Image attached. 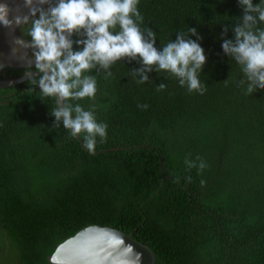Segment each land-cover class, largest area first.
I'll list each match as a JSON object with an SVG mask.
<instances>
[{
    "label": "trees",
    "instance_id": "obj_1",
    "mask_svg": "<svg viewBox=\"0 0 264 264\" xmlns=\"http://www.w3.org/2000/svg\"><path fill=\"white\" fill-rule=\"evenodd\" d=\"M137 7L158 50L197 29L206 91L189 92L165 71L138 84L131 70L139 59L117 61L108 79L92 69L85 75L96 78L95 98L67 101L108 125L92 154L83 133L80 142L62 122L54 127L55 98L38 85L28 79L0 89V227L23 264H51L59 244L93 225L132 235L156 264H264V89L247 94L241 66L222 49L235 39L243 8L239 0H139ZM161 83L167 87L157 91ZM197 156L207 165L202 172L185 164L199 165Z\"/></svg>",
    "mask_w": 264,
    "mask_h": 264
},
{
    "label": "clouds",
    "instance_id": "obj_2",
    "mask_svg": "<svg viewBox=\"0 0 264 264\" xmlns=\"http://www.w3.org/2000/svg\"><path fill=\"white\" fill-rule=\"evenodd\" d=\"M45 4L49 5L47 9L40 7ZM138 4L139 0H56L54 4L49 0H24L29 13L17 14L12 19H9L12 11L9 6L0 4V24L28 26L30 41L17 39L15 43L32 49L35 71L29 67L25 73L30 84L38 85L44 97L55 98V107L51 110L54 127L59 128L62 122L73 138L83 133L82 145L92 154L97 137L101 141L107 139L108 125L97 122L93 110L67 102L95 98L96 78L85 73L99 67L108 79L113 75L109 69L117 61L139 59L141 67L131 70L138 84L148 82V73L155 70L172 74L189 92L203 94L207 88L199 78L206 56L197 42L201 39L197 29L179 31L175 41L170 40L158 50L155 47L157 33L152 28L142 30L140 27L144 17L138 11ZM239 4L244 14L234 28L235 39H225L222 49L241 66L246 77L241 84L247 83V94H252L264 89V28L258 27L264 23V0L256 5L252 0H239ZM227 32L225 27L223 34ZM73 34L83 38L73 41ZM189 34L197 36V40L189 39ZM73 43L81 45L82 50L74 51ZM166 87L161 83L157 91ZM138 107L147 109L148 105ZM196 160L200 161L199 165L187 158L185 164L189 170L198 167L202 172L207 165L199 156ZM179 179L176 177L177 182ZM186 179L190 183L192 177ZM131 264H139L138 255Z\"/></svg>",
    "mask_w": 264,
    "mask_h": 264
},
{
    "label": "water",
    "instance_id": "obj_3",
    "mask_svg": "<svg viewBox=\"0 0 264 264\" xmlns=\"http://www.w3.org/2000/svg\"><path fill=\"white\" fill-rule=\"evenodd\" d=\"M49 2L54 4L56 0ZM0 4H7L12 10L9 19L17 14L29 13V9L24 7V0H0ZM48 6L45 4L40 7L47 9ZM21 28L15 24L12 27L0 24V69L35 68L34 57L31 56L32 49H24L15 43L17 39L30 41L19 33ZM27 80L26 75L0 79V89L18 86ZM137 255L139 264H156V255L152 249L132 235L112 227L93 225L83 228L59 244L48 257V261L51 264H131Z\"/></svg>",
    "mask_w": 264,
    "mask_h": 264
},
{
    "label": "flooded vegetation",
    "instance_id": "obj_4",
    "mask_svg": "<svg viewBox=\"0 0 264 264\" xmlns=\"http://www.w3.org/2000/svg\"><path fill=\"white\" fill-rule=\"evenodd\" d=\"M22 30V28H21ZM20 30V34L23 37H27L24 32ZM29 39V38H28ZM12 70H19L20 74L15 76L14 71ZM28 69H13L5 67L4 69H0V79H12L16 77H20L22 75H25ZM0 264H23L22 259L19 257L18 252L11 243L8 235L2 231L0 227Z\"/></svg>",
    "mask_w": 264,
    "mask_h": 264
}]
</instances>
